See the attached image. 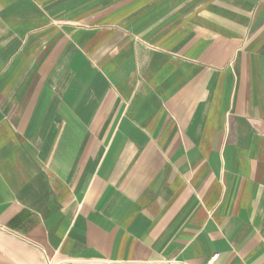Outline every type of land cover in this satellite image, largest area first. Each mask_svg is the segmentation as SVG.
<instances>
[{
    "label": "crops",
    "instance_id": "0c3cea01",
    "mask_svg": "<svg viewBox=\"0 0 264 264\" xmlns=\"http://www.w3.org/2000/svg\"><path fill=\"white\" fill-rule=\"evenodd\" d=\"M264 264V0H0V264Z\"/></svg>",
    "mask_w": 264,
    "mask_h": 264
},
{
    "label": "built area",
    "instance_id": "2783aa9c",
    "mask_svg": "<svg viewBox=\"0 0 264 264\" xmlns=\"http://www.w3.org/2000/svg\"><path fill=\"white\" fill-rule=\"evenodd\" d=\"M218 258H219V254L218 253L214 254L207 264H214V262ZM170 263L171 264H192V263H188V262L181 261V260H171ZM47 264H51V263L48 261Z\"/></svg>",
    "mask_w": 264,
    "mask_h": 264
}]
</instances>
